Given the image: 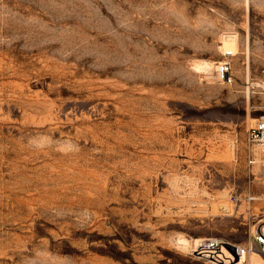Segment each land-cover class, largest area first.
<instances>
[{
    "label": "rangeland",
    "instance_id": "obj_1",
    "mask_svg": "<svg viewBox=\"0 0 264 264\" xmlns=\"http://www.w3.org/2000/svg\"><path fill=\"white\" fill-rule=\"evenodd\" d=\"M261 118L264 0H0V264L247 247L264 226V145L252 166L246 148Z\"/></svg>",
    "mask_w": 264,
    "mask_h": 264
},
{
    "label": "built area",
    "instance_id": "obj_2",
    "mask_svg": "<svg viewBox=\"0 0 264 264\" xmlns=\"http://www.w3.org/2000/svg\"><path fill=\"white\" fill-rule=\"evenodd\" d=\"M227 57L234 56V53L227 52ZM217 74L221 82L231 85L234 81L232 74V66L230 62H221L217 67ZM264 145V118L258 119L256 123L251 126L247 133L246 148L248 155V164L250 166L255 164L253 157V149L256 145ZM215 201V196L210 198ZM248 200L254 201L255 197H248ZM229 201L233 206L239 204V198L230 195ZM223 210H229L224 207ZM253 241L247 247L226 242L220 239H206L195 247V255L201 258H207L213 264H237L245 262L246 257L259 251L264 255V226L257 225L253 227L252 231Z\"/></svg>",
    "mask_w": 264,
    "mask_h": 264
},
{
    "label": "crops",
    "instance_id": "obj_3",
    "mask_svg": "<svg viewBox=\"0 0 264 264\" xmlns=\"http://www.w3.org/2000/svg\"><path fill=\"white\" fill-rule=\"evenodd\" d=\"M260 145H262V144H260ZM257 146H259V145H256L253 149V157L255 160V164L257 163V158L259 157V153H260V150H258Z\"/></svg>",
    "mask_w": 264,
    "mask_h": 264
},
{
    "label": "bare ground",
    "instance_id": "obj_4",
    "mask_svg": "<svg viewBox=\"0 0 264 264\" xmlns=\"http://www.w3.org/2000/svg\"><path fill=\"white\" fill-rule=\"evenodd\" d=\"M232 47H233V46H232ZM232 53H233V52H232ZM217 76H218V74H217ZM262 84H263V83H262ZM260 86H261V85H260ZM197 241H198V240H197ZM202 242H203V241H202ZM202 242H200V243H202ZM200 243H199V244H200ZM256 252H257V251H256ZM256 252H255V253H256ZM261 254H262V253H261Z\"/></svg>",
    "mask_w": 264,
    "mask_h": 264
}]
</instances>
